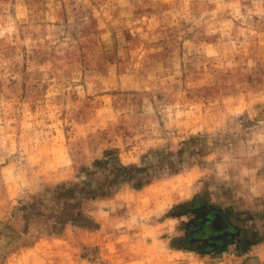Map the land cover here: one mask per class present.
<instances>
[{"label":"rangeland","instance_id":"1","mask_svg":"<svg viewBox=\"0 0 264 264\" xmlns=\"http://www.w3.org/2000/svg\"><path fill=\"white\" fill-rule=\"evenodd\" d=\"M0 264H264V0H0Z\"/></svg>","mask_w":264,"mask_h":264},{"label":"trees","instance_id":"2","mask_svg":"<svg viewBox=\"0 0 264 264\" xmlns=\"http://www.w3.org/2000/svg\"><path fill=\"white\" fill-rule=\"evenodd\" d=\"M182 211L173 213V217H181L187 212L193 217L183 222L184 235L174 239V247L184 250H205L209 252L215 248L222 251L226 249L229 239L223 234L230 230V223L227 216L220 210L211 209L195 197L191 201L181 203L176 206ZM218 246V247H216Z\"/></svg>","mask_w":264,"mask_h":264}]
</instances>
